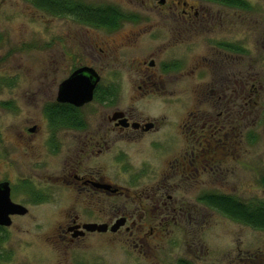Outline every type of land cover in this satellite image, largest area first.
Segmentation results:
<instances>
[{
    "label": "rangeland",
    "instance_id": "rangeland-1",
    "mask_svg": "<svg viewBox=\"0 0 264 264\" xmlns=\"http://www.w3.org/2000/svg\"><path fill=\"white\" fill-rule=\"evenodd\" d=\"M74 1L96 8L114 6L126 15H135L138 22L124 24L123 31L128 34L140 27L146 35L133 46L112 47L111 55L104 58L97 43L103 37L105 45L114 40L122 45L120 35L107 38V34L89 30L71 18L55 17L24 0H0V80L5 83L0 90V181L9 179L15 185L14 202L28 203L16 190L24 177L36 175L38 179L40 172L55 175L60 171L54 160L27 159L25 146L36 140L32 144L27 141L36 137L24 136L23 130L35 125L44 128L45 104L56 98L60 84L79 64L97 65L103 69L106 84L119 83V107L177 126L186 113L199 111L218 118L229 140L224 146L208 147V169L199 179H172L179 186L172 196L180 208L163 225L151 211L142 233L95 234L69 244L59 235L65 212L55 204L56 209H51V204L36 206L0 231V264H264V231L234 222L200 201L205 195H226L245 203L264 202V0H246L251 10L236 13L214 3L191 0L201 13L210 14L196 24L185 23L176 11L166 14L146 0ZM219 14L226 22L221 30L217 28ZM154 33L156 38L150 35ZM220 40H234L243 49L233 57L235 67L230 57L219 55L215 44ZM150 53L156 56L158 74L159 65L167 62H179L185 70L182 75L165 76L159 92L141 96L138 87L143 67L139 62ZM199 67L192 77V70ZM232 74L240 81L237 115L227 113L232 99L219 102L223 87L230 90ZM6 104H12L14 110ZM102 116L94 121L103 122ZM232 117L237 121V135L230 138ZM181 139L171 153L175 161L192 149ZM152 152L142 159L151 162ZM168 152H157L153 162L160 168L158 177H147L142 185L153 186L154 179L159 184L165 182L163 161ZM38 163L46 168L35 170ZM131 180L119 181L129 186ZM48 182L54 186L53 176ZM111 204L135 209L131 198L112 200ZM151 227L155 228L153 234Z\"/></svg>",
    "mask_w": 264,
    "mask_h": 264
},
{
    "label": "flooded vegetation",
    "instance_id": "flooded-vegetation-1",
    "mask_svg": "<svg viewBox=\"0 0 264 264\" xmlns=\"http://www.w3.org/2000/svg\"><path fill=\"white\" fill-rule=\"evenodd\" d=\"M145 2L154 3L166 14L176 11L178 17L183 18L185 23L196 24L210 18L209 13H207L208 16L204 15V12L201 13L191 0H165L163 5L157 0H146ZM216 5L229 10V13L245 11L223 3ZM179 8H181L180 12H178ZM223 14L217 16L219 25L217 28L220 30L226 23ZM122 27L115 30L90 26L86 28L107 34V38L113 35L121 36L122 45L115 44V40L113 43L109 42L110 45L107 43L105 45L103 37L101 38L103 41L97 43L99 52L102 53L101 56L106 58L111 55L112 47L121 50V48L133 46L143 39V35H146L144 29L140 27H134L133 30L128 31V34L123 31ZM150 35H154L156 38L157 34ZM233 41L220 40L215 45L219 55L230 57L231 63L234 62L232 64L235 67L237 61L233 57H238L241 53L239 52V43ZM100 44L104 47H99ZM155 59L154 53H150L147 58L139 62L143 67L140 77L141 86L138 87L141 96L159 92L162 82L167 78L165 76L182 75L185 70L179 62H167L159 65L161 73L158 74L156 72L158 64ZM200 67L192 70V77L197 75L201 70ZM84 68L92 69L99 77V83L94 90L92 100L82 107H77L59 102L57 93L56 98L44 106L43 113L47 120L44 128L35 125L23 130L24 136L36 137L27 141L32 144L36 140L34 145L25 146L27 159L37 157L48 161L54 160L60 171L55 175L49 172H40L38 179L36 175L24 177L16 190L26 196L27 204L16 203L12 200L16 192L15 185H12L9 179L0 181V185L9 184L12 202L25 207L28 210L26 215L32 207L50 204L51 209L58 208L59 211H64V223L60 225L61 234L59 235L69 244L85 241L95 234L116 236L125 233L132 236L135 232L142 233L145 224L151 220L148 215L151 211L156 212L155 217L160 219L158 224L163 225L169 218L175 217V213L178 211L176 208H180L175 206L172 196L179 186H176L172 179L174 177L187 180L199 179L208 169L207 152L211 151V149L208 150V147L224 146L229 140L228 134L225 133L226 127L219 122L218 118L214 119L211 115L205 116L199 111L186 113L183 123L177 126V124L169 125L161 122L158 118L143 112H134V109L128 110L119 107L117 104L120 102L122 94L119 83L106 84L102 68L88 63L79 64L72 69L69 77L75 71ZM232 71L235 70L232 69ZM200 77V79L203 78V73L200 74ZM239 83L238 77L234 76L230 90L227 91V88L223 87L219 92V102L228 98L232 99V107L229 108V112L227 111L229 115H234V113L237 115ZM226 91L231 94L227 95ZM244 91L242 88V92ZM10 105L11 110H14L13 105ZM90 108L95 109L89 112ZM46 109L56 113L70 111L73 115L71 119L73 122H50L46 115ZM101 113L103 122L94 121L95 117ZM222 115L221 113L218 116ZM231 124L230 138L237 135L235 117H232ZM174 126L178 127V130ZM175 131L179 133H175ZM180 139L192 149L188 148L187 154L182 156V160L175 161L171 153L176 142H179ZM152 150L155 155L150 160L151 162L142 159L146 157L147 153H153ZM159 151H169L166 154H170L163 161L166 180L159 184L154 179L153 186L142 185V182L148 179L147 177H158L157 169L160 168L153 161L157 158L156 155ZM43 165V163H38L34 168L35 170L45 169L46 166ZM52 176L55 179L54 186L48 182ZM124 178L132 179L128 182L129 186L119 181ZM126 198H131L134 201V210L125 206L121 207L118 204H111L112 200ZM52 204H55L56 208ZM158 211L161 212L160 216L157 215ZM23 216L16 215L12 219ZM122 220L123 225L116 232H112L111 228ZM152 221L155 220L152 219ZM88 225H107L108 231L105 233L88 232L86 230ZM150 231V234H153L155 228L151 227Z\"/></svg>",
    "mask_w": 264,
    "mask_h": 264
},
{
    "label": "trees",
    "instance_id": "trees-1",
    "mask_svg": "<svg viewBox=\"0 0 264 264\" xmlns=\"http://www.w3.org/2000/svg\"><path fill=\"white\" fill-rule=\"evenodd\" d=\"M38 10L49 13L55 17L71 18L77 23L94 28H105L115 30L126 23L138 22L135 15H126L114 6L93 7L84 5L74 0H24ZM209 3H223L228 6L237 7L241 10H251L245 0H203ZM242 53V49L239 50ZM0 80V90L3 86ZM9 84L8 86H10ZM113 89V88H112ZM11 109L10 104H6ZM46 115L50 122H73L72 112L61 111L60 113L50 112L46 109ZM75 121V120H74ZM200 201L208 207L216 210L234 222L251 227L255 230L264 231V202L245 203L232 196L226 195H205ZM4 228L0 227V231ZM1 258V257H0ZM179 264H191L182 261Z\"/></svg>",
    "mask_w": 264,
    "mask_h": 264
},
{
    "label": "water",
    "instance_id": "water-1",
    "mask_svg": "<svg viewBox=\"0 0 264 264\" xmlns=\"http://www.w3.org/2000/svg\"><path fill=\"white\" fill-rule=\"evenodd\" d=\"M161 5L165 0H157ZM99 83V77L92 69H80L75 71L59 88L58 101L69 103L77 107H82L93 98L94 90ZM28 210L12 202L11 190L8 183L0 185V227L7 228L12 225V217L26 215ZM123 225V220L118 221L112 228L116 232ZM88 232L105 233L108 231L107 225H88Z\"/></svg>",
    "mask_w": 264,
    "mask_h": 264
}]
</instances>
